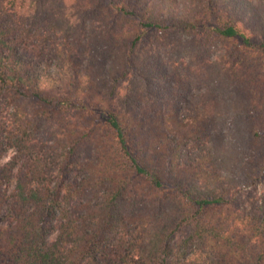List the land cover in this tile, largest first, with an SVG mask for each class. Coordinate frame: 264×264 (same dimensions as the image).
<instances>
[{"label":"trees","instance_id":"16d2710c","mask_svg":"<svg viewBox=\"0 0 264 264\" xmlns=\"http://www.w3.org/2000/svg\"><path fill=\"white\" fill-rule=\"evenodd\" d=\"M53 3L68 35L64 0H0V264H264V0H85L137 21L104 52L13 34L15 10ZM213 40L237 49L207 58L230 94L207 118L156 64L167 45L189 53L170 68L191 65Z\"/></svg>","mask_w":264,"mask_h":264},{"label":"rangeland","instance_id":"374dc122","mask_svg":"<svg viewBox=\"0 0 264 264\" xmlns=\"http://www.w3.org/2000/svg\"><path fill=\"white\" fill-rule=\"evenodd\" d=\"M84 1L85 0H64L65 4H71V7L67 5V8H70L71 12L73 13L69 15L71 16L69 18V23L73 25V29L68 35L65 31L66 28H61L63 26L64 20L58 18V11H56L58 10V5L54 3L46 7L44 4L40 5L41 8L39 7V9L36 10V13L33 15L34 17H30L31 19H28L27 16L20 14L19 11L21 9H17L15 10V13L17 14L16 16L22 21H17L15 19L16 16L12 15L10 18V20L12 21L9 20V25L13 29L12 32L14 35L18 34L20 36L28 37V42H31L32 44L34 43L38 47H40L41 50L48 52L54 51L59 46L58 42H62L63 39H65L66 42H69V40L73 41L75 52L85 51L92 53L101 51L102 48L104 52L108 49L113 48L112 45L114 42H116L112 38L114 34H116V36H118L119 38H122L124 36L127 37V35L131 34H136V19L130 21L126 18H121L117 16V14L112 10L92 12L93 10H87L85 6H82L84 4ZM80 6L83 7L82 11L78 10ZM55 11L56 13L53 14L57 15V19H59V21H56V15L50 13ZM169 37L171 38H169L168 40L172 43H175L176 40L174 36L169 35ZM79 40H81V43ZM121 43L122 41L119 40L116 44L121 45ZM143 43L146 44L147 39L142 42V45ZM210 46L211 50L206 47L207 49L205 48L202 52L195 51L193 55L194 59L191 61V65L183 66V64H178L175 68H170L173 61L179 60L180 62H182L187 56H189V53L181 51L176 53L171 51L169 49V46L165 45V49L161 50V52L165 50V52L163 53L164 60L156 64L158 66L166 65L168 70L175 69L180 73L182 72L184 77L189 78V92L191 91L189 100H194L195 102H198L202 106H204L206 113L205 116L207 118H210L214 114V112H217L219 115H224L223 111H218V109L217 111H215L214 108L215 106H220L219 108H221L224 104L225 99H228L230 96L228 92L222 93L221 89L211 90L209 81H206L205 79L209 76L212 70V64H210V61L207 58L210 57V55H213V53L215 52L220 51L227 53L230 49H237V46H234L229 42L221 43L217 40H213ZM238 47L240 46L238 45ZM156 48L157 47L154 44L152 46L151 55H153V52L156 51ZM99 64L100 63L98 59L94 61L93 69L95 67H99ZM249 73L250 72H248L247 75H249ZM258 75L260 77L264 76V67H261ZM257 79H254L251 83L250 81L248 82L250 83L249 89L256 87V84H258L257 82H259ZM157 87L158 86L155 85L149 86L151 94H154L160 90V88ZM145 89L146 87L144 85L142 86V88H140L142 93ZM249 94L251 96L248 95V100L252 99L253 101L255 99H259L257 95L251 92ZM236 98L238 99L239 105H243L242 102L244 99H246L243 93H237ZM149 100L156 101V99H152V97H150ZM195 104L196 106H198L197 103ZM184 106L187 107V105ZM184 112H186V114L193 113L192 110ZM199 112H201V110H199ZM46 128L47 129L45 130V134L43 137L45 140L46 138H51V130L48 123H46ZM9 156L10 154L6 153L3 157V161L7 160ZM261 189V184L256 183L255 185L247 184L241 187L240 191L245 194H255L260 193Z\"/></svg>","mask_w":264,"mask_h":264}]
</instances>
